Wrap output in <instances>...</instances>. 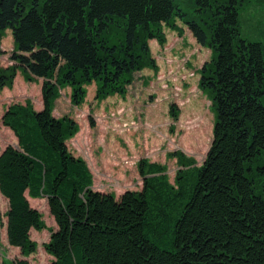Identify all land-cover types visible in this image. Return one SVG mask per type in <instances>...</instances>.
Wrapping results in <instances>:
<instances>
[{
    "label": "trees",
    "instance_id": "obj_1",
    "mask_svg": "<svg viewBox=\"0 0 264 264\" xmlns=\"http://www.w3.org/2000/svg\"><path fill=\"white\" fill-rule=\"evenodd\" d=\"M196 1L201 15L188 26L213 50L199 70L216 116L205 161L177 151L191 167L175 187L165 166L144 159L142 174L154 175L116 196L94 189L87 160L70 150L76 125L54 114L57 104L70 108L59 89L71 85L75 105L92 81L97 99L126 94L155 65L148 40L174 25L175 0H0V40L11 29L15 41L14 62L0 61V88L18 69L44 78L42 109L29 100L3 114L19 141L0 153L11 245L36 250L30 233L45 223L29 196L46 197L57 227L45 243L53 260L42 264H264V48L241 33L253 0Z\"/></svg>",
    "mask_w": 264,
    "mask_h": 264
},
{
    "label": "rangeland",
    "instance_id": "obj_2",
    "mask_svg": "<svg viewBox=\"0 0 264 264\" xmlns=\"http://www.w3.org/2000/svg\"><path fill=\"white\" fill-rule=\"evenodd\" d=\"M175 3L187 13L186 19L199 20L201 12L198 8L202 5L196 0H175ZM252 4L247 11V20L242 18L241 33L249 41L262 42L264 48V0H253ZM160 33L162 38L148 40L156 66H145L137 72L126 94L112 93L97 99L98 83L92 81L84 85L86 95L83 102L75 105L71 102L72 86L59 89L70 108L66 112L57 104L54 114L58 117L67 115L75 120L76 130L66 142L74 154L87 160L94 177V189L113 192L116 196L127 190L141 191L145 178L154 175L142 174L140 164L144 159L165 166L163 173L178 187L176 181L180 171L191 166L181 163L177 151L194 157L197 166L205 161L213 141L216 116L210 95L199 85V70L212 59L213 50L209 45L197 42L179 15L174 18L173 26L162 23ZM14 42L11 29H7L0 40V47L4 50L0 52V61L4 66L14 62L11 60ZM43 82V77L28 80L18 69L12 85L0 88V153L9 144L19 147L18 137L3 122V114L11 104L29 100L35 109H42ZM175 104L178 114L174 113ZM30 202L43 214L45 227L31 230L37 248L24 254L20 247L9 243V203L0 192V264H18L23 259L29 264L53 260L45 248L52 229L57 227L48 200L41 197Z\"/></svg>",
    "mask_w": 264,
    "mask_h": 264
},
{
    "label": "crops",
    "instance_id": "obj_3",
    "mask_svg": "<svg viewBox=\"0 0 264 264\" xmlns=\"http://www.w3.org/2000/svg\"><path fill=\"white\" fill-rule=\"evenodd\" d=\"M93 188H94V187H93ZM29 199L31 200V199H33V197H30V196H29Z\"/></svg>",
    "mask_w": 264,
    "mask_h": 264
}]
</instances>
